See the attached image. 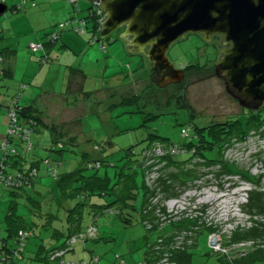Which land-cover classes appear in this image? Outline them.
<instances>
[{
  "label": "rangeland",
  "instance_id": "rangeland-1",
  "mask_svg": "<svg viewBox=\"0 0 264 264\" xmlns=\"http://www.w3.org/2000/svg\"><path fill=\"white\" fill-rule=\"evenodd\" d=\"M0 1L7 5L6 12L0 16V22L4 23L2 31L7 29L5 46L16 50L19 60L16 66L14 55L12 59L8 58L2 63L3 67L14 68L11 76L1 79L0 97H2V100H0V107L4 110V105L8 103L10 95L14 91L13 95H15L18 87L22 84H26L28 91L26 90L22 94L21 99L29 91L35 90L33 99L39 110L44 111L50 118L54 117L55 122L52 123L62 122L59 125L63 126V130L68 129L69 132H72L71 135L77 138L76 145L69 146L67 144L65 149L60 152L49 149L50 159L61 162V166L58 167L59 173H70L78 167H83L86 161L102 157L112 159L117 167H120L126 157L125 152L130 148L139 152L140 149L147 147L152 139H158L163 143L179 144L183 139L180 132L182 128L188 129L190 135H192L195 132V127L206 128L213 124L217 125L235 115L238 118V114L242 112V108L237 101L226 93L224 83L215 76L211 66L204 72H189L181 87L177 88L172 85L160 86V88L153 86L147 77L149 67L144 58L128 55L122 42L117 40V32L111 34L109 40L101 39L100 35H97L100 42H104L106 51H109L111 47H118L117 45L123 46V48L121 47L123 51L120 50V52L117 49H110L112 58L117 62V69H109L102 73L101 71L106 66L105 59L108 58L109 54L106 55L105 50L102 51L99 48L100 42L90 43L92 33L88 24V28L86 27L83 33L84 36L72 30H65H68L67 33L72 32L74 37L83 40L82 48H80L83 52L87 48L91 49L90 59L85 57L77 46L72 50L69 45L71 50L66 49L63 46L60 47L63 42L59 41L58 48L62 53L66 52L63 59H59V62L53 56H49V59L43 62L39 58L38 61L35 60V63L32 60L25 61L35 57L34 54H37V52L40 54L39 51L31 52L32 50L28 47L32 37L28 33L30 22L24 25L20 21L30 20L28 16H30L29 12H32L33 8L30 4L41 10L38 20L36 17L32 19L38 23H43L46 19L45 14L48 12L47 18L52 25L56 24L53 32L57 34L60 33L57 27L58 23L69 19L71 12L76 17L86 16L88 14L86 8L89 4H86L84 0H76L75 4H71L67 0ZM25 2L31 7L27 6ZM61 2L72 9L70 13L67 14L66 12L63 18L54 11L60 9ZM12 5L22 6L23 9L13 13L11 11ZM50 8L53 10H50ZM12 19L16 20L12 21V25L9 26V21ZM21 28H24V30L28 28V30L24 34H20ZM44 31L42 30L39 33ZM112 41L114 42L112 43ZM55 43L57 42L52 43V45ZM73 45H78V43H73ZM93 48L102 52L101 62L98 64L94 61L96 58L93 55L95 54ZM166 57L175 67L181 64H194L202 67L213 64V60L216 59V52L213 46L208 44L200 34L188 33L170 45ZM51 59L53 61H50ZM49 61L52 66L48 65L50 64ZM128 61L133 66L129 72H126L131 74L125 77V72L122 71L126 70L125 67ZM40 63L44 66L42 67ZM65 63L70 65L72 72L77 70L85 73L84 79L79 80V85L73 79L75 75L68 72L70 68L64 71ZM112 64L115 65V61ZM142 65L144 67H141ZM25 72L28 73V76L24 74ZM29 74H37V76L33 80ZM68 76L70 77L69 81ZM104 87L110 88V91L106 94L103 91ZM124 91L131 93L132 97L139 94L140 98L131 103H125L122 100L125 97L122 96ZM180 92L183 96L182 94L177 95ZM173 95H176L177 98L167 99V96L174 97ZM183 99L190 108L182 106ZM26 101V104H28L29 101ZM22 102L23 100H20V105ZM42 118L45 121L47 120L45 117ZM216 125L215 127H218L220 124ZM259 132H251L243 141L231 139V143L222 152V160L234 166L233 169L236 171H248L253 177L261 175L260 186L244 179L240 174L224 173L220 164L206 167L204 158L199 157L193 158L191 162L186 163L182 168L172 167L160 172L162 178H165L169 174H178L177 172L181 170L195 171L194 180L185 179L182 182L184 176L181 175V180H175L174 185L172 180V199L164 202L170 201L175 209L172 211H185L184 213L188 216H200L202 222L215 229L213 235L217 236L218 242L215 243L225 244L226 254L231 259L241 256L243 253L238 242L229 243V238L236 229L240 228L241 231H244L255 226L258 219L264 221V213H257L254 210L247 212L244 208L248 195L252 190L264 191V125ZM52 137L54 138L53 134ZM62 137L61 141L65 142V136ZM51 139V137H48V141ZM105 142L109 143L105 144ZM41 143L43 144V142ZM95 145H102V147L95 150L93 148ZM18 149L21 151V148ZM43 153L45 155V152ZM185 157V154H182L179 159ZM104 170V168H101L100 174H103ZM38 172L39 178L34 185V189L26 191L38 204L31 202L24 196L13 199L16 201L15 214L23 218L25 226L33 229L35 235L26 241V254L18 264H37L34 261H29L31 246L35 245L34 249H36L34 251H36L39 244L48 245L50 242H55L50 238L51 231L44 232L42 238L38 237L41 225L45 222L47 216L49 217V213L54 216L52 220L49 218L51 226L64 232L66 229L65 208L85 199L82 195L66 197L67 200L61 199L58 201L54 199L51 195L57 186L52 178L47 175L42 163ZM108 173L112 175L114 169H108ZM218 174L220 175L218 176ZM158 175V173H152L150 176L155 178ZM10 198L8 189L0 187V233L2 235L6 229L3 219ZM156 200L154 199V201ZM137 209H139L138 205ZM136 213L138 214L137 211H132L130 216L134 222L129 226L124 227L121 220L117 218L118 229H114L113 232L109 231L102 237L114 239L108 242L102 241L103 249H100L99 245H93L90 248L93 251V256L102 259L100 264L110 263L115 253L123 256L126 264L128 262L145 264V253L148 247L146 238L149 233L141 223L136 221L139 217ZM101 219H97L96 222L99 226ZM110 233L112 237L109 236ZM192 238L194 237L192 236ZM253 240L259 242L258 239ZM247 242L251 244V240ZM93 243L94 241H88L86 244L91 245ZM94 244H99V242ZM166 246L170 250L174 248L170 244ZM210 248L207 234L200 233L192 250V262L194 264H218L219 261L212 254ZM213 251L215 254L219 252L218 248L215 247ZM83 253H85V256L89 255L88 251H83Z\"/></svg>",
  "mask_w": 264,
  "mask_h": 264
},
{
  "label": "trees",
  "instance_id": "trees-1",
  "mask_svg": "<svg viewBox=\"0 0 264 264\" xmlns=\"http://www.w3.org/2000/svg\"><path fill=\"white\" fill-rule=\"evenodd\" d=\"M71 4H75V2L73 1ZM21 9H23L22 6L16 7L13 5L11 7L13 13ZM73 14L74 13L71 12L67 20L83 22V33L88 24L90 32L92 33L90 43L94 44L100 42L97 38L100 24L99 26L97 25L96 18L91 17V13L82 18L76 17V15ZM60 23L57 24V27ZM58 29L59 31L68 29L76 32L73 28L60 29L58 27ZM52 33L57 35L54 42L57 41L59 34L50 32L45 35L46 40L42 42L43 48L36 50L40 52L39 60L41 62L49 59L47 56L48 53L46 52V45H52V43H54H50L51 41L48 40ZM105 39L109 40V38ZM101 46H103V48H101ZM5 48L6 49H3V51L9 49V47ZM99 48L102 49V51L106 50L104 42H100ZM2 53L3 52L0 50V73L2 72L1 65L4 61V55ZM26 89V84H22L18 87L17 93L12 96V100L5 111L7 116L8 110H17L18 124L30 130L28 136L29 145L22 139L7 133V117L5 129L6 137L0 141V143L5 142L3 149H1L0 144V165L5 166L3 170L5 175L11 174L13 177H15L17 173L24 175L30 173V175H32L31 186L29 188L20 187L18 190L8 189V191L11 193L13 199L18 196H24L31 202L38 204L26 191L34 189V185L39 178V163H42L47 171V165L44 159H52L47 155L39 161L31 162L29 160L32 148L31 136L34 127L40 119L35 115L27 114V109L30 108V106L23 107L20 105L22 94H24ZM173 96L174 97L169 98H177L176 95ZM139 98L140 95L137 94L132 97V101ZM15 99H18L16 106L14 104ZM127 99L131 100L130 98ZM123 101L125 102V100ZM181 104H183L182 106L190 108L184 99ZM235 116L227 118L228 120L225 119L217 125L213 124L206 128L195 127V132L192 135H190L188 129L182 128L180 132L183 139L179 144L163 143L158 139H152L149 145L140 149L139 152L130 148L125 152L126 157L120 167H117L115 161L112 159L102 157L100 159L88 160L83 167H78L70 173H59L58 167L61 166V162L55 160L59 162L60 165H55L57 178L52 180L57 187L52 192L51 196L58 201L61 199L64 200L66 197L81 195L84 196L85 199L82 202L75 203L72 206L68 205V207L65 208L66 229L64 232L51 226V220L54 216L49 213V217L47 216L45 222L41 225L38 237L42 238L44 232L51 231L50 238L55 240V242H50L48 245L40 244L39 249L34 252H29V261H34L37 264H97L99 257L93 255L89 261L80 260L78 262L73 259L68 260L66 256L74 254L78 246H85L88 241L100 239L98 224H96L98 216L107 210L116 209L118 212L117 215H113V218L116 221L117 218H119L124 227L134 222L130 216L132 211L138 212V214H136L139 217L136 221L141 223L147 230V233H149V236L146 238L148 246L145 253L146 264H163L164 262L167 264H194L192 262V250L195 247L198 235L200 233H206L208 240L211 234H215V229L202 222L201 217L198 215L188 216L184 213L185 211H172L175 209L169 211L164 201L172 199V180L173 185L175 180H179L181 176H184L182 182H184L185 179L194 180L195 171L181 170L177 172L178 174H169L165 178H162L160 172L172 167L182 168L183 165L191 162L193 158L199 157L202 159L204 158V165L206 167L220 164L224 173L240 174L244 179L260 186L259 184H261L260 181L262 180L261 175L253 177L248 171H236L233 169L234 166L222 160V152L224 148L231 143V139L234 138L236 141H243L251 132L260 133L259 130L264 125V108L259 111H249L242 108V112L238 114L239 117L237 118L236 116L235 118ZM23 117L27 119L25 122L22 120ZM215 125L219 126L215 127ZM212 127L213 129H211ZM182 131H185L186 135H184ZM62 138V136H55L50 143L49 149L60 152L65 149L67 144L70 146L77 143V138L75 136L66 138L65 142L61 141ZM59 143L62 144L61 148L57 147ZM64 143H66L65 146ZM107 143L109 142H105V144ZM157 145L164 150L168 149L170 146H176L180 151L173 154L167 153L162 156L156 155L152 153V151ZM18 148H21V151ZM182 154H185L186 157L184 159H179V156ZM96 164H98V166H96ZM101 168L105 169L103 174L99 172ZM108 169H114V173L112 175L109 174ZM33 170L35 171L34 175ZM84 170L89 171L85 172ZM152 173H158L159 175L152 178L150 176ZM219 175L220 174H218V176ZM13 199L9 202L8 211L3 219L6 224V229L3 235L0 233V262H4L5 264H18L19 261L24 259V255L27 251L25 248L26 241L32 236H35L33 229L25 226L23 218L15 214L16 201ZM154 199L157 200L154 201ZM137 205L139 209H137ZM244 206L247 212L249 210H254L257 211V213H264V191H259L257 189L252 190ZM49 218H51V220ZM90 227L96 230V234L93 238L85 235L86 230ZM241 230L242 229L237 228L229 238V243L238 242L240 244V250L243 251L241 256L232 259L229 258L226 254L225 244L222 243L219 244L220 250H218L219 252L216 254L213 249L210 248L212 254L215 255L216 259L219 261L218 264H264V221L258 219L257 224L252 228H248L244 231ZM19 231L28 232L29 235L21 239L18 235ZM192 236L194 238L191 239ZM215 239L217 242V236ZM253 239H258L259 242ZM248 240H251V244L247 242ZM167 244H170L174 248L172 247L173 249L170 250V248L166 246ZM57 254L59 255L57 256ZM114 260V264H120L121 261L126 264L123 256L118 253L114 254Z\"/></svg>",
  "mask_w": 264,
  "mask_h": 264
},
{
  "label": "water",
  "instance_id": "water-1",
  "mask_svg": "<svg viewBox=\"0 0 264 264\" xmlns=\"http://www.w3.org/2000/svg\"><path fill=\"white\" fill-rule=\"evenodd\" d=\"M84 1L103 14L101 39L117 32V40L128 55L142 56L159 72L174 69L166 52L186 34H201L206 41L214 33L222 35L230 46L221 50L214 63L215 76L241 108H264V0ZM6 10L0 1V16ZM183 78L179 70L177 79L170 83H181Z\"/></svg>",
  "mask_w": 264,
  "mask_h": 264
},
{
  "label": "crops",
  "instance_id": "crops-1",
  "mask_svg": "<svg viewBox=\"0 0 264 264\" xmlns=\"http://www.w3.org/2000/svg\"><path fill=\"white\" fill-rule=\"evenodd\" d=\"M29 1H31V0H29ZM26 2H28V0ZM30 5L33 7L32 8V12H29L30 13V16H28V18L30 17V20L29 19H25V20H20V21H21V23H24V25H26L28 22H30V24H31L30 27H29L30 31L28 32V33H30V36L32 35L30 42H33V43H39L40 42V43H42L44 41V37H45L46 34L55 31L54 28H56V24L52 25L50 23V21L47 18L48 15H49L48 12L45 14V18L46 19L44 20L43 23H38L37 21H34L32 18L33 17H36L37 20H38V15H39V13H40L41 10H40V8L39 9L38 8H34L36 6H34L32 4H30ZM30 5L27 4V6L31 7ZM50 10H53V9L50 8ZM71 10L72 9H70L69 6H67V5H65V4H63L61 2L60 3V9H57V10H54V11L58 14V16L61 15V17L63 18V17H65L66 12L68 14V13L71 12ZM61 17H59V18H61ZM14 20H16V19H12V20L9 21V26L12 25V21H14ZM3 25H4V23L0 22V50L3 52L2 54L4 55V61L6 59H8V58L9 59H12L14 57V55H15V63H16V66H17L19 60H18V55L16 54V50H13L11 48V49H7V50H4L3 51V49H6L5 48L6 47L5 46V42H6L5 39L7 38V35H6L7 29H5V30L2 31ZM26 27H28V26H26ZM50 27H52V29H50ZM27 30H28V28H25V30H24V28H21L19 32H20V34H24ZM32 30H33V33H32ZM42 30H45V31L42 32V33H39ZM67 31L68 30H62V31H60V33H59V39L56 41L57 43H55L53 45H46V48H47L46 49V52L48 53L47 56L48 57L49 56H53L54 58H56L58 60V62H59V59L62 60L63 57L66 54V52H63L62 53L60 51V48H58V42L59 41H62L63 43H62V45L60 47L63 46L66 49L67 48L70 49V47H69V45H70L71 48H72V50H73V49H75V46H77V48L79 50H81V53L84 54L85 57H87V58L90 59L91 58L90 54H92L91 51H90L91 49L90 48H87L83 52V50L80 49V48H82L83 40H80L79 38L74 37L72 32L67 33ZM82 36H84V34ZM73 43L74 44L78 43V45H73ZM19 45H20V41H19ZM117 46L118 47H116V48H113V47L109 48V51H106L107 49L105 50V54L106 55L109 54V55H108V58L105 59V62H106L105 65L106 66H105V69L103 71H101L102 73H104L105 71H107L109 69L116 68L118 66L116 60H114L112 58V52H110V49H117L118 52H120V50H122L123 46H120V45H117ZM93 50H94V53H95L93 55L96 58V59H94V61H95L96 64H98V63L101 62L100 59H101L102 52H100L98 49L96 50V48H93ZM25 51H27V50L25 49ZM31 52H33V51H31ZM33 53H35V52H33ZM34 55H35V57H33V58L29 59V60H25V61H31L32 60L35 63V60L38 61V58H39V55L40 54L37 52V54L35 53ZM74 58H75V56H74ZM50 61H53V60L51 59ZM50 61H49V63H50ZM113 61H115V65L112 64ZM128 64H129V61L127 63V66L126 67L124 66L126 70H124L122 72H125V73L126 72H129V70L132 68L133 65H130V64L128 65ZM48 65H51L52 66V63H50ZM64 65L66 66L65 68L64 67H61V68H64V71H65V69H67V68L69 69L70 68V65L69 64L65 63ZM43 66H44V64L42 65V67ZM61 66H63V65H61ZM13 68L14 67H12V69H11L10 67H3L1 65L2 72L0 73V85L2 84L1 79L3 77H6L7 78V77H9V76L12 75L11 72L13 71ZM72 69H74V68H72ZM116 69H115V71H116ZM6 70H7V72H6ZM75 71L76 72H72L71 68L68 70V72L70 74L73 73L75 75L73 77V79H74L75 83L79 85L81 79H84L85 73L83 71H77V70H75ZM13 73H15V72H13ZM24 74L26 76H28V73L25 72ZM130 74L131 73H126L125 74V77H127ZM29 75H31L30 78L33 79V80L37 76V74H35V75L34 74H29ZM69 78L70 77L68 76V81H69ZM62 80L64 81V78ZM20 84H22V83H20ZM34 91H31V92L29 91L27 93V94H29L27 97H26L27 94H25V96H23V99H22L23 102L21 104L23 107L30 106V108L27 109V114L35 115V116H37L40 119V121H38L37 122V125L34 127V130H33L32 136H31L32 148H31L30 157H29V160L31 162L32 161H39L42 158H45L47 155H50V154H48V151H49L50 143H51V141L53 139L52 138V134L54 135V137L55 136H65V140H66V138L72 136L71 135L72 132H69L68 129L64 131L63 130V126L61 127V125H59L62 122L56 123V124L52 123V122H55L54 121V117H51L50 118L44 111H40L39 110L38 106L36 105V102L33 99L34 96H35ZM103 91L106 94L108 91H110V88L109 87H104L103 88ZM13 93L10 95L8 103L4 105L5 106L4 107V110H2V107H0V141L3 140V139H5V137H6L5 136V129H6V123H7V116H6V111L5 110H6L7 106H9V104H10L11 97L13 96ZM122 96H125L124 98H122V100H125V103H131V102H133L132 101V98H131L132 97V94L129 93L128 91H124L123 94H122ZM127 98H130L131 100H129ZM0 100H2V97H0ZM26 100L29 101L28 104H26L27 103ZM42 117H45L47 120L45 121V119L42 118ZM22 120H23V122H25V120H27V119H25L23 117ZM50 131H52L51 132L52 134L50 133ZM48 137L49 138L51 137L52 139L50 141H48ZM41 142H43V144ZM100 147L101 146H99V145H95L93 148L95 150H98V149H101ZM43 152H45V155H44ZM40 166H41V163H39V168H40ZM10 197L11 198H10L9 202L13 199L12 196H11V193H10ZM7 211H8V206H7ZM117 212L118 211L116 209H110V210H107L106 212H104V213H102L101 215L98 216V219H101L102 218L101 219L102 221L100 222V226L98 225L99 236L101 238L95 240L94 243L99 242V244H94L93 243L91 245L85 244V246H79V247H77L75 249L74 254L67 255L66 256L67 257L66 259H68V260L69 259H73V260H75L77 262L80 261V260L89 261L90 258H91V256L93 255V253H92L93 251L90 249L93 245H99L100 249H103L102 241H106V242L112 241L114 238H106V237L105 238H102V237H104L106 235V233H108L109 231L110 232H113L114 229H118L117 221L114 220V218H113V215L114 216L117 215ZM109 236L112 237L111 233H110ZM39 245H37V249H39ZM34 246H31L29 252H34V250L36 249V248L34 249ZM88 246H89V248H88ZM83 251H88L89 255L88 256H85V253H83ZM96 257H98V256H96ZM101 260L102 259H100V257H99V260H98V263L97 264H100ZM114 263H115V260H114V257H113V260L110 261V263H108V264H114ZM144 263L146 264V262H144ZM92 264H94V263H92ZM128 264H134V262H128Z\"/></svg>",
  "mask_w": 264,
  "mask_h": 264
},
{
  "label": "built area",
  "instance_id": "built-area-1",
  "mask_svg": "<svg viewBox=\"0 0 264 264\" xmlns=\"http://www.w3.org/2000/svg\"><path fill=\"white\" fill-rule=\"evenodd\" d=\"M75 2L76 0H69V3ZM91 13L92 16L91 17H95L96 18V23L99 26V24L102 22L103 20V14L101 12V10L99 8H96L95 10H90L88 11V14ZM83 20L85 21V19L83 18ZM86 22V21H85ZM58 27L60 29H65V28H73L77 33V34H82L83 33V28H84V23L80 22V21H73V20H67L65 22H62L58 25ZM65 27V28H62ZM57 38V35L52 33L50 34L48 40L51 42H54V40ZM29 49L32 51H36L39 49L43 48V43H29L28 45ZM101 48H103V46H101ZM0 61H1V57H0ZM43 61V60H42ZM17 100H14V104L15 106L17 105ZM7 117H8V124H7V133L11 136H14L16 138L22 139L25 143H27V145H29V139L28 136L30 134V130L27 128H24L22 126H20L18 124V118H17V110H8L7 111ZM184 135H186L185 131H182ZM4 143H0L1 144V149H3L4 147ZM58 148L62 147V144H57ZM180 149L176 146H170L168 149L164 150L161 149V147L159 145L155 146L153 148L152 153L156 154V155H165L167 153L173 154V153H177L179 152ZM45 164L47 165V174L52 178V179H56L57 178V173H56V169H55V165H60L59 162L53 161V160H48V159H44ZM96 166H98V164H96ZM5 166L4 165H0V186L4 187L6 189H11V190H18V188L20 187H25V188H29L31 186V180H32V175H30V173L28 175H24V174H20L17 173V175L15 177H13V175L8 174L5 175V173L3 172ZM32 174V173H31ZM35 174V171L33 170V175ZM166 208L171 211L172 209H174L172 207V204L169 202H165ZM96 234V230L94 228H88L85 232V235L87 237H91L93 238ZM18 235L20 236L21 239L25 238L28 234V232L25 231H19ZM216 237L215 235L211 234L209 236V245L211 246V248L213 249L218 248V250H220V245L216 244L218 242L214 241L213 238ZM20 239V240H21ZM216 242V243H215ZM216 244V245H215ZM59 254H57L58 256ZM55 256V255H54ZM53 256V257H54ZM0 264H5L4 262H0ZM71 264V263H70ZM120 264H124V262H120ZM163 264H167V263H163Z\"/></svg>",
  "mask_w": 264,
  "mask_h": 264
},
{
  "label": "flooded vegetation",
  "instance_id": "flooded-vegetation-1",
  "mask_svg": "<svg viewBox=\"0 0 264 264\" xmlns=\"http://www.w3.org/2000/svg\"><path fill=\"white\" fill-rule=\"evenodd\" d=\"M96 8H98V7H96L95 5H89L88 8H86V10L90 11V10H95ZM194 34H198V33H194ZM201 36L203 38H205L203 35H201ZM206 42H208V44L212 45L213 48H214V51L216 52V59L213 60V64L211 63L208 66L204 65L202 67H198L197 65H194V64H192V65L181 64V65L176 66V67L174 66V69L171 70V71H168L167 73L165 72L166 70L159 72L160 69L159 70L155 69V68L151 69L149 67V65H148L149 68L147 67L148 68L147 77L149 78V82L153 86H156V87H159V86L165 84L166 87L173 85V87H177L178 88V87L182 86V83L185 81V79L187 78L188 73L191 72V71L196 72V73H200V72H204L206 69H208L211 66L213 68V72H214V63L221 57V50L228 48L230 46V44L229 43L225 44L224 37L222 35L216 34V33L210 35L209 36V40L206 41ZM141 62H142V60H141ZM142 67H144V65H142ZM179 70H182L183 74H184V78H183L182 82L181 83H170L171 81L177 79V77L179 75ZM149 82H148V84H149ZM177 94H182V93L180 92V93H177ZM167 99H169V96H167Z\"/></svg>",
  "mask_w": 264,
  "mask_h": 264
},
{
  "label": "bare ground",
  "instance_id": "bare-ground-1",
  "mask_svg": "<svg viewBox=\"0 0 264 264\" xmlns=\"http://www.w3.org/2000/svg\"><path fill=\"white\" fill-rule=\"evenodd\" d=\"M2 2V1H1ZM4 3V2H3ZM7 6V5H6ZM101 24V23H100ZM100 27V26H99ZM100 29V28H99ZM99 35H100V32H99ZM213 240L215 241L216 239H215V237L213 238Z\"/></svg>",
  "mask_w": 264,
  "mask_h": 264
}]
</instances>
